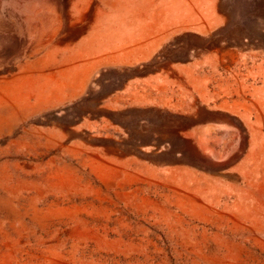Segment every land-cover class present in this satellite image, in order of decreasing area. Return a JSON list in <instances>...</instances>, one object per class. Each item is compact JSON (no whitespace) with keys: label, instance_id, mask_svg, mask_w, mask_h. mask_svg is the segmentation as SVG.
Listing matches in <instances>:
<instances>
[{"label":"rangeland","instance_id":"1","mask_svg":"<svg viewBox=\"0 0 264 264\" xmlns=\"http://www.w3.org/2000/svg\"><path fill=\"white\" fill-rule=\"evenodd\" d=\"M0 264H264V0H0Z\"/></svg>","mask_w":264,"mask_h":264},{"label":"crops","instance_id":"2","mask_svg":"<svg viewBox=\"0 0 264 264\" xmlns=\"http://www.w3.org/2000/svg\"><path fill=\"white\" fill-rule=\"evenodd\" d=\"M188 25V24H187Z\"/></svg>","mask_w":264,"mask_h":264}]
</instances>
